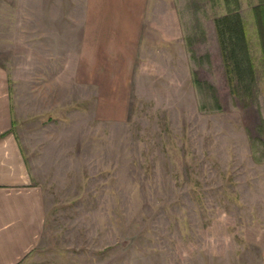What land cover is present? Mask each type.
<instances>
[{
    "label": "rangeland",
    "instance_id": "374dc122",
    "mask_svg": "<svg viewBox=\"0 0 264 264\" xmlns=\"http://www.w3.org/2000/svg\"><path fill=\"white\" fill-rule=\"evenodd\" d=\"M87 1L0 0L46 205L30 264H264V0H145L141 39L109 56ZM235 13L237 59L216 24Z\"/></svg>",
    "mask_w": 264,
    "mask_h": 264
},
{
    "label": "crops",
    "instance_id": "0c3cea01",
    "mask_svg": "<svg viewBox=\"0 0 264 264\" xmlns=\"http://www.w3.org/2000/svg\"><path fill=\"white\" fill-rule=\"evenodd\" d=\"M145 0H88L85 36L97 54L127 49L143 30ZM1 8V7H0ZM3 15V14H2ZM117 18V23L115 19ZM125 24V25H124ZM138 41V40H137ZM2 51H0L1 53ZM97 62L101 63L99 58ZM0 61V264H30L46 219L43 190L33 181L15 133L11 70Z\"/></svg>",
    "mask_w": 264,
    "mask_h": 264
},
{
    "label": "trees",
    "instance_id": "16d2710c",
    "mask_svg": "<svg viewBox=\"0 0 264 264\" xmlns=\"http://www.w3.org/2000/svg\"><path fill=\"white\" fill-rule=\"evenodd\" d=\"M256 9L258 11V8ZM216 24L222 50L225 51L228 44H230L231 48L227 57L230 56L234 59H237V55H239L240 51H242L244 55L247 56V46L245 43L246 39L240 15L238 13L227 14L217 19ZM246 62L248 65V69L252 74V67L251 65L249 66V60ZM233 64L236 70L237 67L240 69L242 68L240 61H234Z\"/></svg>",
    "mask_w": 264,
    "mask_h": 264
}]
</instances>
